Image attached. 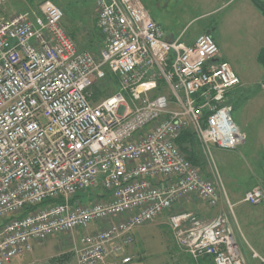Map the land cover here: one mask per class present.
Listing matches in <instances>:
<instances>
[{"label":"built area","instance_id":"2783aa9c","mask_svg":"<svg viewBox=\"0 0 264 264\" xmlns=\"http://www.w3.org/2000/svg\"><path fill=\"white\" fill-rule=\"evenodd\" d=\"M92 1L104 39L97 55L77 47L51 0L18 14L0 0V264L91 229L78 264H130L123 252L136 230L185 199L220 204L214 151L247 143L230 100L241 79L211 34L170 42L142 0ZM108 72L118 91L93 103ZM186 133L211 176L188 159L192 143H177ZM263 201L260 188L243 200ZM169 227L196 262L248 264L226 214L207 223L174 214Z\"/></svg>","mask_w":264,"mask_h":264},{"label":"crops","instance_id":"0c3cea01","mask_svg":"<svg viewBox=\"0 0 264 264\" xmlns=\"http://www.w3.org/2000/svg\"><path fill=\"white\" fill-rule=\"evenodd\" d=\"M75 1L81 2L82 0ZM171 1L173 0H142L145 8L149 11L153 20L162 26L167 41L172 42L180 40L185 45L190 46L193 45L196 39L204 33H209L213 37V32H210L209 28L205 30L192 31L194 23L198 22V19L212 17L219 13L228 11V15L237 19L238 23L236 22L237 28H235V30L244 28L245 31H248L250 29V40L254 41L253 44L256 50L258 62V55L264 48V15L254 6L251 0H174L173 3L174 5L176 4L175 9L177 12L179 14H188L186 19L188 22H185L184 26H176V24H174L175 22H171L166 16L169 9L167 3H170ZM94 9L95 8L93 6V10ZM189 9H198L200 11L192 16L189 14ZM7 11L9 12L11 10L7 9ZM80 13L82 14V18L79 17L80 19L74 23L67 20L65 14L63 20L64 28L74 42L77 43L76 45L80 50H85V48L92 46L90 42L95 36L102 43V50L104 48V39L97 28L96 14L92 15L84 8L80 10ZM83 15L85 17H83ZM219 49L222 57L224 59L227 58V51L221 44ZM108 77H114V80L112 87L113 92L109 95L106 94L107 97L117 93L118 91V81L116 76L108 72ZM94 89L96 90L97 88ZM105 90L103 91L105 92ZM91 101L93 103H98L100 100L94 95ZM240 128L244 131V127L242 125H240ZM244 146H247V143ZM216 151H218L217 155L219 158V166H221L220 170L222 171L223 177L225 175L226 178V174L231 171L230 168L232 167H234L233 171L235 173H237L238 170H241V166L242 163H244L245 158L239 157L237 153L233 156L235 151L232 152L233 154L229 152V156L226 153H222L225 151ZM257 167L258 172H263L264 162L261 163V165H257ZM225 184L227 187V194H229L230 197L237 194V198H235L234 201H237L239 197L241 198L243 196V191L233 190L228 185L226 179ZM246 193H244L242 199H244ZM229 195H227L228 199ZM194 198L195 197L185 199L175 204L170 211L159 216L154 222L136 230L134 233V243L124 250L123 257L132 258V262L130 264H187V262L184 261L185 257H188V260L190 259V264H213V261L210 258L200 259L197 262L192 260L189 255L182 252L177 247L171 234L169 227V217L171 215L192 213L199 220L205 223L212 221L219 215V210L217 209L218 207L209 208L199 198L198 202H193ZM93 230L94 229L74 234L50 237L43 244H35L32 252L14 259L10 264H78L75 261L74 248H80V240L82 236L88 232H93ZM112 247L113 245L110 246V248ZM240 248L248 264H262L258 258L253 257V254L256 253L259 257L264 259L262 254L253 248H250V252L245 251V248L242 246H240Z\"/></svg>","mask_w":264,"mask_h":264},{"label":"rangeland","instance_id":"374dc122","mask_svg":"<svg viewBox=\"0 0 264 264\" xmlns=\"http://www.w3.org/2000/svg\"><path fill=\"white\" fill-rule=\"evenodd\" d=\"M41 1L43 0H32L31 2L30 0H27V2L8 0L7 9L11 10L9 11L11 14L35 11ZM51 1L57 6H61L67 20L73 23L82 18V14L80 13L82 8L89 11L92 15L96 14L95 9L93 10L94 3L92 0H82L81 2L75 0ZM173 1L167 3L169 9L166 16L171 22H175L176 26H184L185 22H188L186 20L188 14H179L175 9L176 4L174 5ZM189 10V14L192 16L200 11L198 9ZM227 13L228 11L212 17L198 19V22H195L192 27V31L209 28V31L213 32V38L219 48L221 44L227 51V58L225 59L232 65L241 79L240 87L231 93L230 100L233 105L232 118L239 127L240 125L244 127L245 132L241 131L247 137V146L238 148L234 154L232 153L233 151L231 153L233 156L237 153L239 157L245 158V161L242 163L240 171L238 170L235 173L233 171L234 167H232L225 178V175L223 177L220 170L218 151H214L223 195L217 209L219 210V215L226 214L228 217L229 225L237 242H239L238 244L244 247L247 252H250V248H253L264 256V201L257 207H251L245 204L243 202L244 199H242L244 193L247 191L249 192L256 188L264 191V170L263 172H258L257 167V165H261L264 162V68L257 62L254 41L250 40V29L248 31H245L244 28L235 30L237 28V19ZM83 17L85 16L83 15ZM90 43L92 46L87 47L88 49L85 48L84 51L97 55L102 48V43L96 36ZM109 87L105 92L102 89H94L96 98L101 101L107 97L106 94H112L113 80L110 81ZM194 149L199 153L200 147L198 143H195L192 152ZM222 153L230 155L229 152ZM199 163L203 172L207 176H211V169L207 162H205V159L201 157ZM225 179L233 190L243 191V196L239 197L237 201H234L237 198V194H234L233 197L227 194ZM227 195H229L230 200ZM196 201L198 202L197 197L193 199V202ZM74 257L77 262L75 253ZM187 258L185 257L184 261L190 264V259L188 260Z\"/></svg>","mask_w":264,"mask_h":264},{"label":"trees","instance_id":"16d2710c","mask_svg":"<svg viewBox=\"0 0 264 264\" xmlns=\"http://www.w3.org/2000/svg\"><path fill=\"white\" fill-rule=\"evenodd\" d=\"M32 0H30L31 2ZM252 3L254 4V6L264 15V1L261 0H251ZM258 62L261 64V66L264 68V48L260 51L259 55H258ZM111 80H114V77H109ZM184 142H190L193 144V146L195 147V143H197L195 141V138L192 134L186 133L184 135H182L180 137V139L178 140V144L182 145ZM188 159L190 160V162H192V164H194L195 166H200V159H201V155L200 153L197 152V150L194 149V151L188 155ZM202 168V167H201ZM214 264V263H213Z\"/></svg>","mask_w":264,"mask_h":264},{"label":"bare ground","instance_id":"6f19581e","mask_svg":"<svg viewBox=\"0 0 264 264\" xmlns=\"http://www.w3.org/2000/svg\"><path fill=\"white\" fill-rule=\"evenodd\" d=\"M95 95V94H94Z\"/></svg>","mask_w":264,"mask_h":264}]
</instances>
